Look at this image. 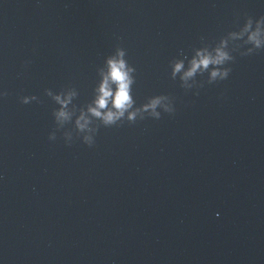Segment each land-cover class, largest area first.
<instances>
[{"label":"clouds","instance_id":"clouds-1","mask_svg":"<svg viewBox=\"0 0 264 264\" xmlns=\"http://www.w3.org/2000/svg\"><path fill=\"white\" fill-rule=\"evenodd\" d=\"M261 19H264V17ZM250 24L251 20H249L247 25H245V31L250 26ZM232 35H235V33H232ZM257 36L258 33H253L249 39L255 43L256 49H259L261 41L257 38ZM221 43L223 45L225 42L222 41ZM248 52H252V50H249ZM197 55L199 58L192 61V67L185 74L186 76H192L197 71V69H208L211 65L213 67L208 83L227 79L231 69L224 67V65L226 62L233 60V56L228 51L223 50L222 47H218L215 49V55L201 53H198ZM124 57V49L118 48L115 56H109L107 58L108 71L104 75V79L97 90L99 92V96L96 100V107L89 108L91 114L95 117L101 118L105 126L117 125V121L124 117L125 112H128L127 121L129 123H135L137 121V112L140 111L139 109L136 111H129V109H131L134 105V100L131 95V86L134 83V79L131 73L135 71V69L128 66V62L124 59ZM182 66L183 65L181 62L176 63L174 73L180 71ZM111 85H115V90H113ZM7 95L8 93L6 91L0 93V96ZM36 99L37 97L35 96H23L20 98L21 103L23 104H28L31 100ZM55 99L58 102L63 103L60 101L59 96L55 97ZM109 100H111L114 110L101 111L107 108ZM160 101V97L152 99L150 103L143 105V110H151L150 117L160 119L161 113L156 111V108L160 105ZM164 112L173 113L174 108L166 107ZM54 115L57 117V119H61L67 118L68 114L63 110H60L55 112ZM142 119L144 118L142 117L141 120ZM79 127L83 128L84 125H79ZM49 139H55V135L53 133L50 134ZM85 143L89 146H92L93 144L90 137L85 138Z\"/></svg>","mask_w":264,"mask_h":264}]
</instances>
